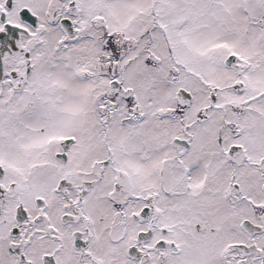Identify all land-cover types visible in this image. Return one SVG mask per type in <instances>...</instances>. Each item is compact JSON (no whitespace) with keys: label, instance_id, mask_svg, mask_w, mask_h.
Masks as SVG:
<instances>
[{"label":"snow or ice","instance_id":"6c2138e0","mask_svg":"<svg viewBox=\"0 0 264 264\" xmlns=\"http://www.w3.org/2000/svg\"><path fill=\"white\" fill-rule=\"evenodd\" d=\"M0 264H264V0H0Z\"/></svg>","mask_w":264,"mask_h":264}]
</instances>
